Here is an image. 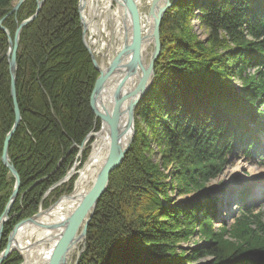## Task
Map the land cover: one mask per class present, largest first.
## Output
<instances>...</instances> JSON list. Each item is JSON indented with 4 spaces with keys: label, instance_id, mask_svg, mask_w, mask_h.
Segmentation results:
<instances>
[{
    "label": "trees",
    "instance_id": "obj_1",
    "mask_svg": "<svg viewBox=\"0 0 264 264\" xmlns=\"http://www.w3.org/2000/svg\"><path fill=\"white\" fill-rule=\"evenodd\" d=\"M15 1L0 0V19L12 37L37 8V0H26L7 15ZM78 4L45 0L21 31L16 90L22 120L9 146L21 186L0 251L14 226L38 211L44 192L72 167L85 136L100 127L90 107L99 73L82 40ZM194 17L207 28L206 39L194 32ZM160 39L155 84L139 105L134 142L110 174L77 264H182L179 245L196 230L212 241L207 251L213 264H264V223L255 215L241 214L215 230L213 199L200 206L169 205L172 187L187 193L222 170L238 118L243 125L263 114L258 103H264V0H177L162 19ZM7 49L0 28V216L14 184L1 161L15 118ZM234 76L242 81L240 90ZM199 255L196 250L188 260ZM21 262L14 251L2 264Z\"/></svg>",
    "mask_w": 264,
    "mask_h": 264
},
{
    "label": "water",
    "instance_id": "obj_2",
    "mask_svg": "<svg viewBox=\"0 0 264 264\" xmlns=\"http://www.w3.org/2000/svg\"><path fill=\"white\" fill-rule=\"evenodd\" d=\"M24 1L25 0H16L10 13L17 12L18 8ZM44 1L45 0H37L36 11L30 17L24 19L18 24L14 33V37L11 36L10 30L3 25L4 18L0 19V28L7 35L8 41L7 56L11 78V95L13 98L15 113L13 126L6 134V137L4 139L3 152L1 157L4 165L14 176L15 184L13 192L10 196V200L6 205L4 212L0 216V243L3 236L4 225L10 219L9 214L11 211V207L18 196L20 188V175L9 156V142L22 119L20 107L17 101L16 91V72L18 68L17 52L19 47L20 34L22 28L38 16L40 10L42 9ZM84 1L85 0H79L80 14H82ZM174 1L171 2L170 0H164L163 4L160 7H157L156 3L158 2V0H153L149 10V16H153L152 32H146L145 35H141L142 28L140 21V12L138 10L139 0H115L117 4H121L123 9V12L121 13L123 16V31L125 35V41L120 51L116 52L113 50L112 60L108 66L104 64L103 59L101 61H98V59L91 52L90 45L85 38L86 27H83L84 45L88 49L92 57L95 68L99 71V76L95 81L94 88L91 93L90 106L94 114L101 119V130H103V128L107 126L106 128L110 136L108 154L104 161L101 163L92 186L84 195L80 196L82 197L80 204L70 215L66 216L58 222L43 223L39 221L40 216L48 213L55 206V204L58 202L57 201L45 210L40 208L38 213L26 219H23L14 226L13 230L10 232L6 247L0 252V264L5 261L13 251L21 250L18 246V241H16V235L20 228L27 227L32 224H37L38 226L50 229L62 228V230L57 235L59 239L56 242V245L54 247L55 249H52L46 264H68L69 258L67 257V253L69 249L77 242L83 241L84 245L78 252V257L75 260L74 264L78 263V258L85 248L87 228L94 214L98 200L107 189L111 172L121 165L126 153L131 147L132 139L135 134V108L143 99V97L146 96V94L154 84V63L159 58L162 47L160 40L161 21L165 12L171 7ZM81 20H83V17H81ZM150 39L151 41L153 39L152 55L149 59L148 66H145L143 64V60H141L140 57L142 52V45L146 40L150 41ZM130 52L131 56L129 58L128 54ZM125 56H128L127 60L122 62V59H125ZM136 65H138L140 69H138V67L135 68ZM138 70L141 72V75L135 88L130 91L122 92L119 87L123 84L124 78L126 76L133 75L134 73L136 74ZM117 77L121 78L116 79ZM115 80H118L119 85L115 88V90H113L114 105L112 107V113L109 114L105 112V110H103L104 105L100 96L103 92H106L107 89L112 86ZM126 100H128V107L126 110H121V107ZM124 115L126 116V122L124 129H121L120 121L122 116ZM128 131L129 133H127ZM90 134L91 136L94 135L93 133ZM88 162L89 160H87L86 165L88 164ZM72 174H74V168L70 170L68 174L57 184L64 182ZM69 195H73V192L71 194L62 196V198ZM80 226L81 230L79 231ZM37 243H40L39 240L37 241ZM29 247H32V245H29ZM24 258L26 260V264H29L27 258L25 256Z\"/></svg>",
    "mask_w": 264,
    "mask_h": 264
},
{
    "label": "rangeland",
    "instance_id": "obj_3",
    "mask_svg": "<svg viewBox=\"0 0 264 264\" xmlns=\"http://www.w3.org/2000/svg\"><path fill=\"white\" fill-rule=\"evenodd\" d=\"M170 1L173 2L174 0H170ZM176 1H174V3L171 5V7L175 4ZM111 3L112 4H110L108 7L107 0H88L87 4L85 6V10L87 9V11H86L87 16H89L91 18L94 25L96 24V26L98 28V31L94 32L92 37H94V39L101 38L102 42L104 40L109 39L110 35L112 34V31H111L112 25L115 28H117V31H119V29L120 30L123 29V16L121 13V12H123V9H122V7L121 8L118 7L119 5L114 0H112ZM150 6H151L150 0H139L138 8L140 10L139 12H140V21L141 22L144 20V18L146 19V15L149 14ZM19 8H18V10H19ZM116 10H117V14L114 13V12H116ZM10 12H11V10L9 11V13L7 15H9V14L11 15V14L16 13V12L15 13H10ZM166 12H165V14H166ZM196 12H198V10H196ZM165 14H164V16H165ZM79 17H80L81 26L84 27V24L81 20V14H79ZM34 20H32V21H34ZM161 23H162V21H161ZM27 25H25V26H27ZM192 27H193L194 32L200 38H202V39L207 38L208 30L205 26L201 25V23L199 22V19L197 17L193 18ZM123 32L124 31L122 30L120 37H123ZM142 33H143V35H145L146 32L143 31ZM20 36H21V34H20ZM88 38H89V33H88ZM19 43H20V40H19ZM118 43L119 42H116V44L118 45L116 47L119 48L120 44H118ZM122 44H123V42H122ZM152 49H153V43L150 42V45H148V47L146 48L147 62L149 61V53L152 52ZM113 50L117 52V50L110 48L109 53L112 54ZM7 51H8V49H7ZM161 51H162V47H161ZM7 58H8V56H7ZM253 71H254L253 69H250L248 72L252 74ZM154 72H155V68H154ZM16 75H17V72H16ZM10 82H11V78H10ZM233 82H234V85L237 87L238 90H240L242 88V81L237 76H234ZM154 84H155V77H154ZM154 84H153V86H154ZM90 97H91V95H90ZM144 97H143V99H144ZM141 101L139 102V104L135 108V134L133 136L132 143L134 142L135 135H136V117L138 118V116H139L138 115V108H139ZM259 104L261 105L262 103H259ZM21 116H22V114H21ZM95 117L99 118L96 115H95ZM12 126H11V128H12ZM101 126H102V122L100 119V127L96 130L92 129L88 133V137H89L88 139L84 138L83 144L85 145V147L84 146L82 148L80 147V149H79L80 151L78 152V155L76 156L75 163L72 165V167L67 171V173L62 178H64L68 174V172L70 170H72L73 168H74V174H72L64 182L57 184L62 179L61 178L59 181H57L56 183L53 184L54 186L53 185L50 186L49 189H47L44 192L43 197H42L41 202H40L39 207H38V211L36 213L39 212L40 208L45 210V209L49 208L55 202L59 201L62 198V196L67 195V194H71L72 192H74V190L76 189V182H77V179L79 177V172H81L85 168L86 162L90 158V155H91L92 150H93V143H94L93 140H95V134H96V132L101 130ZM10 129L8 130V132L10 131ZM90 133H93L94 135L91 136ZM263 133H261V134H263ZM10 142H11V140H10ZM10 142H9V146H10ZM87 143H89V144H87ZM3 144H4V142H3ZM152 146H153V149L155 150V153L153 154L155 159L157 161H159V160L161 161L160 153L158 151L156 143L153 142ZM260 148H261L262 154L258 153L260 156L255 155L252 158H250V157L248 158L245 154L239 152V150L234 151V153L232 155H230L229 160L225 162L224 166L222 167V170L217 174V176L210 178L207 182H205L199 188L193 189L187 193L182 194L177 190V188L172 187V189H170V191H169L170 196H171V200L169 201V205L170 206L180 205V206H186V207H191V206H196V205L200 206V205H204V203L207 200H209L210 198L214 199L215 197H218L217 204H218V207L221 208V212H222L221 214H222L223 218L222 217L221 218L219 217L220 219L218 217L216 218V222L214 223V229L215 230H216V228H219V226H221L223 224V222H225V224L227 226H230L233 223L234 218L238 216V213L240 212L241 208L247 203L250 206L251 205L254 206V209H253L254 212L261 214L260 215L261 219L264 222V144ZM86 150H87V157L85 159H83V152ZM2 152H3V150H2ZM262 155H263V157H262ZM9 156H10V153H9ZM1 157H2V155H1ZM10 158H11V156H10ZM1 161H2V159H1ZM60 161L58 162L56 169L59 167ZM2 163H3V161H2ZM3 165H4V163H3ZM173 169H174V167L172 165H169L166 172L171 174V171ZM9 172H10V170H9ZM10 175H12V174L10 173ZM44 178H47V176L43 177V179ZM168 180L172 181L173 177H169ZM173 182H174V184H176L175 180H173ZM14 184H15V178H14ZM14 184H13V188H14ZM35 184H36V182L34 184H32L29 187V189L33 188L35 186ZM92 184H93V182H88L86 187L87 188L91 187ZM20 186H21V177H20ZM13 188H12V192H13ZM245 189H249V193L245 197V199L238 198L239 194ZM19 191H20V188H19ZM58 191H60V193ZM12 192H11V194H12ZM11 194H10V196H11ZM18 195H19V193H18ZM16 199H15L14 203L16 202ZM9 200H10V197L7 200V203L9 202ZM7 203H6V205H7ZM196 212H197V216L199 218L201 216L204 217V215H202V212L199 211V209ZM26 218H28V217H26ZM26 218H24V219H26ZM22 220H20V221H22ZM80 230H81V226L79 228V231ZM8 238H9V236L7 237V243H8ZM38 240L39 239L35 238V236L32 237L28 241V246L29 245H32V247L39 246L41 243H37ZM211 244H212V241H210L208 238L203 236V234L201 233L200 230H196L195 233L189 238V240L181 241V243L179 245V251H183L185 253V259H184V262L182 264H213L214 258L207 251L210 249ZM83 245H84L83 241L77 242L76 245H74L76 247L73 249V252L69 256L67 255V257L69 258L68 264H74L75 260L78 257V252L83 247ZM196 250H198V253H200L199 257H197V259H195L194 261L188 260V258L191 255H193L194 251H196ZM15 251H17L22 257V262L20 264H26V260L24 258V255L22 254V252H20L21 250H15ZM80 256H79V258H80ZM79 258H78V261H79Z\"/></svg>",
    "mask_w": 264,
    "mask_h": 264
},
{
    "label": "bare ground",
    "instance_id": "obj_4",
    "mask_svg": "<svg viewBox=\"0 0 264 264\" xmlns=\"http://www.w3.org/2000/svg\"><path fill=\"white\" fill-rule=\"evenodd\" d=\"M87 2H88V0L84 1V6L82 9V14H81V17H83L82 22L84 23V26L86 27L85 28V36H86L85 38H86V41L90 45L91 52L93 53V55L98 59V61H101L103 59L104 64L108 66L112 60V54L109 53V49L112 48V49H115L117 51H120L121 48L123 47L122 42L124 43V41H125V35L123 32V37H120L123 29H121V30L119 29V31H117V28H115L112 25L114 27V29L111 30L112 34L110 35L109 39L104 40L103 42H102L101 38L94 39V37H92V35L94 32L98 31V28H97L96 24L94 25L91 18L89 16H87V13H86L87 9L85 10V6H86ZM111 2H112V0H107L108 7L110 4H112ZM152 2H153V0H150V3H152ZM163 2H164V0H158V2L156 3L157 7H160L163 4ZM118 5H119L118 7H120V8L122 7L121 4H118ZM78 10H79V4H78ZM138 10H139V8H138ZM114 13L117 14V10ZM79 14H80V12H79ZM152 24H153V16H149V14H147L146 19L144 18V20L141 22L142 32L144 31V32L151 33L152 32ZM142 32H141V35H143ZM88 33H89V38H88ZM82 40H83V27H82ZM152 41H153V39H152ZM152 41H151V39H150V41L146 40L142 45V52H141L140 57H141V60H143V64L145 66H148V62H149V61L147 62L146 48L148 47V45H150V42H152ZM116 42H119L118 43V44H120L119 48L116 47V46H118L116 44ZM130 54H131V52L128 54L129 58L131 56ZM151 55H152V52L149 53V59H150ZM127 57L125 56L124 57L125 59H122V62L126 61ZM156 61L154 63V68H155ZM137 67H138V65L135 66V68H137ZM138 69H140V68L138 67ZM98 73H99V71H98ZM140 75H141V72L138 70V72L136 74L134 73L133 75L126 76L124 78L123 84L119 87V89L122 90V92L132 90L137 85ZM98 76H99V74H98ZM120 78L121 77H117L116 79H120ZM118 85H119L118 80H115L114 83L112 84V86L109 89H107L106 92H103L102 95L100 96L102 103L104 105L103 110H105V112H107L109 114L112 113V107L114 105L113 90H115V88L118 87ZM10 90H11V84H10ZM12 100H13V98H12ZM127 103H128V100H126L123 103L121 110L127 109V107H128ZM125 122H126V116L124 115V116H122L121 121H120V128L121 129H124ZM106 127L103 128V130H99L95 134V140H93V142H94L93 143V150H92V153L90 155L89 162L85 166V168L81 172H79V177H78L77 182H76V189L74 190L73 195H69V196H65V197L61 198L48 213H45L42 216H40L39 221H41L43 223L58 222L61 219L65 218L66 216L70 215L74 211V209L80 204L81 199H82V197H80V196L84 195L88 191V189H90V187H88V188L86 187L87 183L93 182L95 180L96 174L99 170V167L108 154V149H109V144H110V136H109V132H108ZM127 133H129V131ZM88 138L89 137L87 134L85 136V139H88ZM87 144H89V143H87ZM83 146L85 147V145L83 143L81 145H79V149H80V147L82 148ZM61 230H62V228L50 229V228H46V227L44 228V227L38 226L37 224H32L30 226L22 227L19 229V231L16 235V241H18V246L20 247L22 254L29 261V264H46L47 263L48 258L50 256V253H51L52 249L55 247L56 242L59 239V237L57 235L59 234V232ZM34 236H35V238L39 239V242L41 244L37 247H29L28 241ZM73 246L69 249V251L67 253L68 256L73 252V249L76 247V246H74V247Z\"/></svg>",
    "mask_w": 264,
    "mask_h": 264
}]
</instances>
